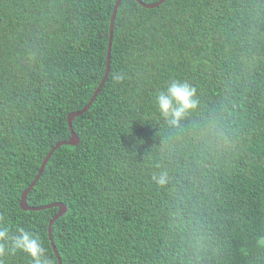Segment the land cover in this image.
<instances>
[{"label": "trees", "instance_id": "1", "mask_svg": "<svg viewBox=\"0 0 264 264\" xmlns=\"http://www.w3.org/2000/svg\"><path fill=\"white\" fill-rule=\"evenodd\" d=\"M116 1L0 0V215L55 264L52 242L61 264H264V0H121L96 93ZM173 80L198 99L179 126ZM93 96L27 194L67 205L50 235L58 207L21 197Z\"/></svg>", "mask_w": 264, "mask_h": 264}, {"label": "clouds", "instance_id": "2", "mask_svg": "<svg viewBox=\"0 0 264 264\" xmlns=\"http://www.w3.org/2000/svg\"><path fill=\"white\" fill-rule=\"evenodd\" d=\"M156 104L161 116L170 125L179 126L185 116L197 107L196 89L187 82L173 80L165 91L158 93ZM152 179L163 186L168 182V175L165 172L153 175ZM257 244L264 247V237ZM17 252L30 257L31 264H55L38 235L19 225L13 227L7 224L0 215V264H5L4 258L8 254Z\"/></svg>", "mask_w": 264, "mask_h": 264}, {"label": "water", "instance_id": "3", "mask_svg": "<svg viewBox=\"0 0 264 264\" xmlns=\"http://www.w3.org/2000/svg\"><path fill=\"white\" fill-rule=\"evenodd\" d=\"M137 1L139 3H141L143 6H146V7H156V6L160 5L162 2H164L165 0H158V1L153 2V3H145L142 0H137ZM120 2H121V0H117L116 1L115 6H114L113 11H112L111 22H110V36H109V43H108V49H107L106 72H105V75L102 78L98 88L96 89V93L100 90V88L104 84V82H105V80H106V78L108 76L109 70H110L111 42H112V37H113L114 21H115V16H116V13H117V8H118ZM93 98H94V96L91 97V99L88 101V103L82 109L69 113V115H68V124H69L70 132H71L70 137L68 139H66V140H61V141L57 142L55 144V146L51 149V151L46 155V157L44 158V160H43V162H42V164L40 166L39 173L37 174V176L34 179V181L24 190V192L22 194V197H21L20 204H21V206L24 209H41V208L53 207V206L58 207L57 214L53 216V218L51 219L50 224H49V233H50V235H51V232H52V223L54 222L55 219H57L59 216H61L62 214H64L67 211V205L65 203H62V202H55V203H52V204H49V205H46V206L33 207V206L28 205V203L26 202L27 194L30 191V189L32 188V186L35 184V182L38 180L40 175L42 174L44 166H45L48 158L50 157V155L53 153V151L56 148H58L59 146H61L62 144H77L79 142V136L75 132L72 122H73V119L77 115H80V114L84 113L90 107V105L93 102ZM52 245H53L54 251H55V253H56L57 257H58L59 263L61 264L62 261L60 259V256L58 254V251L56 249V246H55L54 242H52Z\"/></svg>", "mask_w": 264, "mask_h": 264}]
</instances>
